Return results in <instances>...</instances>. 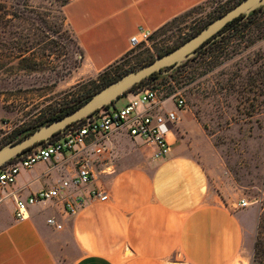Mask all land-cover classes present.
Wrapping results in <instances>:
<instances>
[{
  "label": "crops",
  "instance_id": "1",
  "mask_svg": "<svg viewBox=\"0 0 264 264\" xmlns=\"http://www.w3.org/2000/svg\"><path fill=\"white\" fill-rule=\"evenodd\" d=\"M205 1L72 0L64 13L87 66L98 73L134 49L129 40L139 29L153 34ZM183 114L167 134L171 152L158 160L141 141L110 136L117 151L141 147L117 158L114 172L96 171L86 190L98 187L108 199L85 200L75 214L46 201L17 218V198L67 175L59 157L21 170L14 184L0 189V264H240L236 256L255 218L239 202L232 205L240 209L231 208L210 186L202 159L179 134Z\"/></svg>",
  "mask_w": 264,
  "mask_h": 264
},
{
  "label": "rangeland",
  "instance_id": "2",
  "mask_svg": "<svg viewBox=\"0 0 264 264\" xmlns=\"http://www.w3.org/2000/svg\"><path fill=\"white\" fill-rule=\"evenodd\" d=\"M70 1L0 0L18 16L13 41L0 37V146L81 103L106 78L122 76L181 44L239 0H207L183 12L98 73L87 66L67 23L64 10ZM257 9L207 51L143 81L163 95L181 93L184 145L202 159L210 186L225 194L231 208L240 209L232 203L245 201L252 212L254 225L236 256L240 264H264V5ZM124 103L121 96L109 106ZM139 147L117 151L109 142L103 154L107 164L97 163L96 171L114 172L117 158L132 156ZM63 170L69 178L73 161Z\"/></svg>",
  "mask_w": 264,
  "mask_h": 264
},
{
  "label": "built area",
  "instance_id": "3",
  "mask_svg": "<svg viewBox=\"0 0 264 264\" xmlns=\"http://www.w3.org/2000/svg\"><path fill=\"white\" fill-rule=\"evenodd\" d=\"M152 32L139 29L130 37L133 48L146 43ZM128 93L122 107H103L78 122L69 124L49 140L41 142L0 166V189L15 183L21 170L31 168L36 163L57 162L64 165L72 160L74 170L69 178L61 176L53 185L31 193L27 198L16 199V217L23 218L29 205L40 202H60L65 211L75 214L85 204V200L106 201L108 195L98 187L89 188L96 175L95 165L107 164L103 156L110 142V136L120 134L131 140H139L152 148L151 158L158 160L171 152L167 134L178 121V112L184 111L185 100L180 92L163 95L150 86L133 89ZM68 154V155H67ZM105 168L104 170H106ZM86 190V195L82 192ZM239 206H246L240 201ZM55 224V220H47ZM57 228L61 226L56 224Z\"/></svg>",
  "mask_w": 264,
  "mask_h": 264
},
{
  "label": "water",
  "instance_id": "4",
  "mask_svg": "<svg viewBox=\"0 0 264 264\" xmlns=\"http://www.w3.org/2000/svg\"><path fill=\"white\" fill-rule=\"evenodd\" d=\"M262 5H264V0H240L223 14L211 20L196 34L173 49L157 56L151 62L131 70L102 86L75 108L57 119L39 126L20 139L1 145L0 166L13 157L21 154L24 150L49 140L69 124L78 122L97 110L113 104L122 94L129 92L128 90L131 88L135 87L137 89H142L143 87H147L149 83L144 84L143 81L149 76L154 73H168L172 71L183 61H186L197 54L199 50L221 37L226 31H219L225 27L227 23L239 16L245 18L249 13Z\"/></svg>",
  "mask_w": 264,
  "mask_h": 264
},
{
  "label": "trees",
  "instance_id": "5",
  "mask_svg": "<svg viewBox=\"0 0 264 264\" xmlns=\"http://www.w3.org/2000/svg\"><path fill=\"white\" fill-rule=\"evenodd\" d=\"M239 1H240V0H239ZM239 1H238V2H239ZM257 10H258V9H256L255 11H252V12L250 13V15H249L250 19H251V16H252ZM9 15H10V16H9ZM17 17H18V16H16V14H14V12H10V11H9V10H8L3 4L0 3V37H3V38L6 37V40L9 39V40H7V42H11V41H13L12 39L10 40V38H12L13 35H14V33H13V31H12V27L14 26V18H17ZM242 18H243V16H239L238 18H236V19L232 20L231 22L227 23V24L225 25L223 31H226V30H235L236 28H238V26L241 24L240 20H242ZM246 21H247V20H246ZM223 31H222V32H223ZM226 35H227V34L222 35L219 39L225 37ZM219 39H218V40H219ZM218 40H216L215 42H217ZM215 42H211L209 46H206V47L203 48V50L200 51V52L203 53V52L207 51V50H208V49H209V48H210ZM12 43H14V42H12ZM176 46H177V45H176ZM176 46H174V47H176ZM174 47H171L170 49H167V50H165L164 52L159 53V55H161V54H163V53H165V52H167V51L173 49ZM8 49H10V52H11L12 49H14V46H10V47H8ZM21 54H23V52H22ZM119 76H120V75H118V76L115 77V78H106L100 87L106 85L107 83H109V82H111L112 80L118 78ZM154 76H155V73L152 74L151 76H149L147 79H149V78H153ZM98 89H99V87H96V88L92 91V93L95 92V91L98 90ZM133 89H135V87L131 88V89L128 90V91H131V90H133ZM126 93H127V92H126ZM126 93L122 94L121 96H124ZM121 96H120V97H121ZM77 105H78V104H72V105H70L69 107L65 108L64 110L58 112L57 114H55V115H53V116H49V117H47V118L41 120V121H40L39 123H37V124H33L32 126H30V128H29L28 130H26L25 133H23L22 136H18L17 138L20 139V138L24 137L25 135L29 134V133H30L31 131H33L34 129L38 128L39 126H41V125H43V124H46V123H48V122H51L52 120L57 119L58 117L64 115L66 112H68V111L72 110L73 108H75ZM108 106H109V105H107V106H105V107H108ZM32 147H33V146H32ZM30 148H31V147H30ZM30 148H28V149H30ZM28 149H26V150H28ZM26 150H24V151H26ZM24 151H23V152H24Z\"/></svg>",
  "mask_w": 264,
  "mask_h": 264
}]
</instances>
